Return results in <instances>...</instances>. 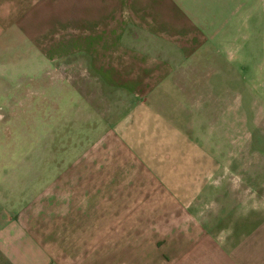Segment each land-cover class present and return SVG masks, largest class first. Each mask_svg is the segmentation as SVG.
Wrapping results in <instances>:
<instances>
[{
  "label": "crops",
  "instance_id": "crops-1",
  "mask_svg": "<svg viewBox=\"0 0 264 264\" xmlns=\"http://www.w3.org/2000/svg\"><path fill=\"white\" fill-rule=\"evenodd\" d=\"M238 18L262 34L264 0H0V50L71 72L59 149L0 155V264H264V60Z\"/></svg>",
  "mask_w": 264,
  "mask_h": 264
},
{
  "label": "rangeland",
  "instance_id": "rangeland-1",
  "mask_svg": "<svg viewBox=\"0 0 264 264\" xmlns=\"http://www.w3.org/2000/svg\"><path fill=\"white\" fill-rule=\"evenodd\" d=\"M257 21L260 20L256 18L249 20L250 26L246 30L245 20L238 18L236 37L239 44L247 42L254 50L257 48L258 51H253V55L257 53L264 60V19L262 34ZM246 37L247 39L244 40ZM22 38L20 34L6 36L5 41L11 45L5 46L10 49L0 50V155L11 154L12 169L16 171L27 170L29 166L30 169L37 170L39 158L43 159L53 154L54 149H59L58 146H52V121L53 112H55L52 100L53 77L54 75L68 76L71 73L63 69L60 72H53L50 68H46L44 72L38 71L37 66L40 63L35 51L26 50L22 56L20 46ZM261 43L263 46H258ZM3 48L4 44H1V49ZM4 63H7V66H4ZM26 65H29V75L25 72ZM252 72L254 76L258 74L255 69ZM260 81L254 78L253 90L264 92V79L263 82ZM66 85L68 83L62 86ZM99 88L98 83L87 84V91L91 92L87 94L93 95V98L100 96ZM42 107H49V111L45 110L43 114ZM75 117L80 121L84 118L83 115ZM65 118L64 122H68V116ZM68 129L66 125L64 134L69 133Z\"/></svg>",
  "mask_w": 264,
  "mask_h": 264
}]
</instances>
